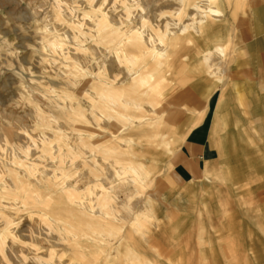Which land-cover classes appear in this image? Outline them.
Masks as SVG:
<instances>
[{"label": "rangeland", "instance_id": "rangeland-1", "mask_svg": "<svg viewBox=\"0 0 264 264\" xmlns=\"http://www.w3.org/2000/svg\"><path fill=\"white\" fill-rule=\"evenodd\" d=\"M209 1L0 0V264H138L123 260L125 246L138 253L142 264H264V159L245 164L240 157L231 168L238 179L220 181L214 174L227 171V164L218 161L210 145L207 180L180 183L166 171L176 142L168 143L169 150L155 143L147 147L152 182L138 187L114 178L111 154L93 163L85 149L92 148L85 142L116 149L124 156L115 164L123 167L128 159L145 160L144 151L127 150L131 143L113 139V128L123 121L118 114L144 116L152 123L146 134L159 133L154 106L145 105L152 96L129 102L131 78L110 55L119 40H142L149 50L187 26L180 64L183 89L191 97L183 103L188 112L177 125L180 135L203 115L205 87L220 76L213 75L217 67L227 68L230 85L237 82L228 93L264 105V32L258 28L264 22V0ZM210 8L221 11L222 18L211 17ZM195 18L202 27L228 26L225 33L230 36L232 30L233 36L228 45L194 34ZM256 42L261 44L251 50ZM218 46L224 55L213 52ZM205 53H211V71L200 60ZM138 64L139 72L151 65L148 55ZM167 67L176 68L174 63ZM99 81L121 97L101 99L94 93V87L103 88ZM221 95V89L212 93L206 129ZM122 105L139 106L126 111ZM257 115L264 124V113ZM201 137L208 143L205 133ZM256 140L261 144V138ZM187 184L196 185L192 195L184 192ZM71 187L73 202L66 197ZM135 214L141 216L137 223ZM139 223L145 229H134ZM91 244L100 253L91 254Z\"/></svg>", "mask_w": 264, "mask_h": 264}, {"label": "crops", "instance_id": "crops-1", "mask_svg": "<svg viewBox=\"0 0 264 264\" xmlns=\"http://www.w3.org/2000/svg\"><path fill=\"white\" fill-rule=\"evenodd\" d=\"M211 1L212 0L209 1V4H211ZM224 3L222 6L223 8H225ZM199 10L201 11L199 8L197 12ZM223 10V12L226 11L225 9ZM207 12L217 21L222 18L220 13L221 11L219 10L210 8ZM192 21V26L196 25L195 28H192L194 29V34L196 35L204 34L207 35V37H215V40L223 41V43L227 45L231 40V37H233L231 35L232 30L230 36H227L225 33V31L229 29L228 26L227 29L223 25L202 27L203 22L196 23V18ZM225 21L228 23V18ZM238 28L241 31V36H244L243 27L240 25ZM258 28L259 30H262L263 33L264 22L262 25H259ZM186 30L187 26H183V29L176 32L174 35L170 37H162L160 40L165 41V43H161L159 46L156 45L149 50L145 44L143 46L141 45L143 42L142 40L136 38L135 40H139L137 41L139 43H136L131 39L124 44L122 43V40H119L115 48H112L110 51L114 64L122 67L126 75L131 78L130 85L126 87V94L132 96H129L131 100L129 102H135L134 96H152L148 103L146 101L145 105L149 104L154 106L152 109V115L155 117V123L159 122V133L156 132V129H153L149 134H146L147 126L152 124H149L150 122L146 117L137 116L132 113L118 114L123 121L118 123V126L113 128V139L131 143L127 146V150L131 151L136 149L138 151H144L143 157L145 160L143 162L128 159V161L130 160L128 165L124 167L121 165L118 166L115 164V160L124 156L119 155L120 152L118 150H102L92 143L85 142L88 147H92L91 149H85L89 150L90 158H92L93 163L95 162V158L99 155L111 154L115 157L112 161L115 169L117 170L114 171L113 176L120 183L126 185L131 183L135 186L142 187L143 185L150 184L152 182L150 178H148L152 172L149 168L150 163L147 160L148 157L150 158L151 150L147 149V147L149 148V146L155 143H160V146H164L167 150H169L168 143L170 141L176 142V146L174 148L175 150L167 159L166 171H171L175 180L180 183L190 182L189 184H192L191 182L200 179L207 180V174L212 173L209 167L213 163L210 158V145L215 148L218 155V161L227 164V171L224 169L225 171L222 170V172L214 174V177L216 179H220V181H236L238 179L237 175L236 177L231 176V168L236 166L235 163L240 161V157L242 158V163L244 162L245 164H249V161L251 162L250 164H253V162L258 158H262V160L264 159V136H262L264 134L263 132L258 133L257 131L260 130L262 126L264 128V124L262 121L260 122L258 119L259 116L257 115L258 113H264V105H251V102L249 101L250 97L247 99L245 95H241L240 93L236 95H232L230 92L228 93V87L236 86L237 82H233L230 85L229 81L231 79V74L227 68L225 70L219 67L214 69L215 73H213V75L219 74L220 76L211 77V81L205 87L203 115L194 126L187 124L185 131L180 135L177 127L182 122L184 115L188 112L187 106L183 103H189L191 97V92L183 89L185 79L181 76V74L185 68H183L180 64L183 58L182 48L185 41L183 35ZM208 30L214 31L212 33L210 32V34ZM186 42H188V40ZM259 44H261V42L253 43L249 48L254 50ZM213 52L219 54L220 56L224 55L223 50L219 46L213 48ZM145 54L148 55V60L151 62V65L148 67L146 66L142 69V72H139V70H136V67H138L139 60ZM210 56L211 53H205L200 57L203 65L206 66V71H211V67L208 66L209 60L211 59ZM168 63L170 65L171 63H174L176 66L175 70H168L167 66H170ZM200 69L204 71L202 68ZM200 69L199 71H201ZM100 84H102L103 88L98 89L97 87H94V93L100 95L101 99L106 97L104 95H108L113 98L121 97L120 93L115 91L112 87L102 82H100ZM216 89H221L222 95L218 102L216 100L217 104L215 103L216 106L214 107V119L212 117L213 121L211 120V126L209 129H206L203 124L205 117L210 110L212 93ZM245 101L247 104H243ZM220 105L223 106L220 107ZM234 105L242 107V111ZM138 106L139 105H122L123 109L126 111H132ZM258 108H260L261 111H255L258 110ZM224 109H227L226 112H222ZM254 116L257 118L255 119ZM251 117H253V119ZM253 124L254 126H251ZM203 133L207 135L209 144L206 139L201 137ZM80 136L84 137L83 135ZM257 137L261 138V144L256 142ZM133 142H137L139 144L135 145ZM94 178L98 182V179H96V177ZM172 184L175 185L173 182ZM187 185L184 192L187 195H192L191 193L194 192L196 185ZM208 186H210V184ZM89 192V197H93L94 191L90 190ZM208 195L209 197H212L213 194L209 192ZM66 197L70 202L75 201L74 187L66 190ZM99 197L100 195H97V199ZM101 198L103 201H106V195L101 196ZM218 199L222 201L223 197L219 195ZM78 204L82 205L80 202ZM148 211L151 213L152 217H156V209L150 200L148 201ZM101 212L102 214L107 215L103 208L101 209ZM139 217L141 216H138V214L134 215L135 223L140 221ZM141 220L144 221V219ZM136 228L145 229V227H143L140 223L134 227V229ZM141 237H144V234H142ZM0 241L2 244V250V238H0ZM93 244L89 245L88 249L91 254L96 255L100 253V249L95 247ZM123 248L125 250L124 252H121L125 254L123 259L125 262H137L138 264H142L140 256L134 249H131L128 246ZM117 249H122V245ZM121 252H118V254H121Z\"/></svg>", "mask_w": 264, "mask_h": 264}, {"label": "bare ground", "instance_id": "bare-ground-1", "mask_svg": "<svg viewBox=\"0 0 264 264\" xmlns=\"http://www.w3.org/2000/svg\"><path fill=\"white\" fill-rule=\"evenodd\" d=\"M211 15V14H210ZM194 16V15H193ZM183 29V28H182ZM171 39V38H170ZM163 40V39H162ZM167 41V40H166ZM168 49V48H167ZM167 51V50H166ZM152 53V52H151ZM166 54V53H165ZM164 55V54H163ZM165 57V56H164ZM166 65V64H165ZM137 68V67H136ZM163 68V67H162ZM151 77V76H150ZM146 83V82H145ZM138 84V83H137ZM112 92V91H111ZM137 129V128H136ZM94 151V150H93ZM95 161V160H94ZM146 176V175H145Z\"/></svg>", "mask_w": 264, "mask_h": 264}]
</instances>
